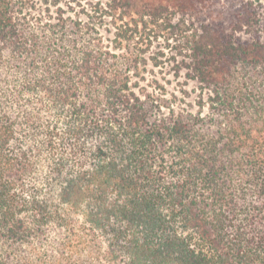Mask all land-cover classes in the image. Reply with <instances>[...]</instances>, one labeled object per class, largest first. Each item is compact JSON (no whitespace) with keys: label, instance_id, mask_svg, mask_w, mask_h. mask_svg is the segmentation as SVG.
Returning a JSON list of instances; mask_svg holds the SVG:
<instances>
[{"label":"trees","instance_id":"16d2710c","mask_svg":"<svg viewBox=\"0 0 264 264\" xmlns=\"http://www.w3.org/2000/svg\"><path fill=\"white\" fill-rule=\"evenodd\" d=\"M259 1L168 24L200 93L162 112L116 23L198 0H0V264H264Z\"/></svg>","mask_w":264,"mask_h":264},{"label":"rangeland","instance_id":"374dc122","mask_svg":"<svg viewBox=\"0 0 264 264\" xmlns=\"http://www.w3.org/2000/svg\"><path fill=\"white\" fill-rule=\"evenodd\" d=\"M240 1L234 0V3L228 5L226 0H198L195 10L168 15V22L164 18L154 21V18L140 17L135 14L123 16L120 21H117L116 27L125 31L123 33L129 39L123 44L128 45L135 54L142 55L146 59V67L141 72L144 76L141 84L154 95V106L161 105L162 112H167L166 106L175 110L186 109L196 112V102L200 93L199 85L186 79L185 70L178 71L180 61L183 60L179 54V45L184 33L181 35L175 31V35H171L168 24L183 23L180 30L188 29L199 32L207 26L221 25L227 28L230 26L229 17L231 18L232 11L240 6ZM253 6L259 18L261 32H264V0H260L257 4L254 3ZM223 9L228 10L227 15ZM106 20L111 22V18ZM114 32H116L115 26L106 25L101 30V35L104 39L112 40ZM239 35L243 39L251 38L249 34Z\"/></svg>","mask_w":264,"mask_h":264}]
</instances>
